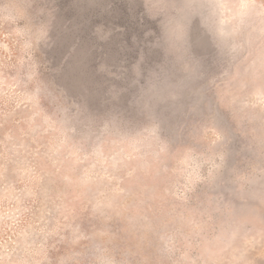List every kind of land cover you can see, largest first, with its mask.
I'll list each match as a JSON object with an SVG mask.
<instances>
[{"label":"clouds","instance_id":"clouds-1","mask_svg":"<svg viewBox=\"0 0 264 264\" xmlns=\"http://www.w3.org/2000/svg\"><path fill=\"white\" fill-rule=\"evenodd\" d=\"M0 264H264V0H0Z\"/></svg>","mask_w":264,"mask_h":264}]
</instances>
